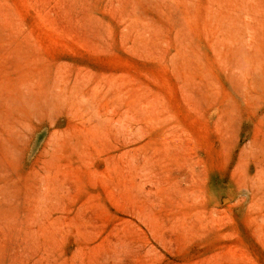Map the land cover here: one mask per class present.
Segmentation results:
<instances>
[{
  "label": "rangeland",
  "instance_id": "374dc122",
  "mask_svg": "<svg viewBox=\"0 0 264 264\" xmlns=\"http://www.w3.org/2000/svg\"><path fill=\"white\" fill-rule=\"evenodd\" d=\"M0 264H264V0H0Z\"/></svg>",
  "mask_w": 264,
  "mask_h": 264
}]
</instances>
